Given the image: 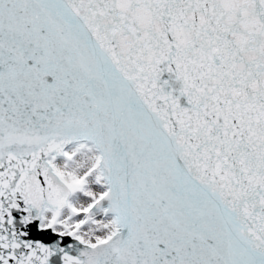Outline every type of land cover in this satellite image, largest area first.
Instances as JSON below:
<instances>
[{
  "label": "snow or ice",
  "instance_id": "1",
  "mask_svg": "<svg viewBox=\"0 0 264 264\" xmlns=\"http://www.w3.org/2000/svg\"><path fill=\"white\" fill-rule=\"evenodd\" d=\"M0 264H264V0H0Z\"/></svg>",
  "mask_w": 264,
  "mask_h": 264
}]
</instances>
